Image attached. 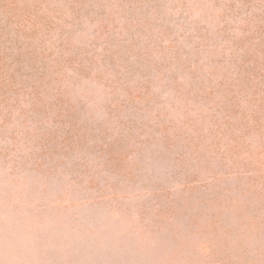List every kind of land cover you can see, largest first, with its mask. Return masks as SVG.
Segmentation results:
<instances>
[{"label":"rangeland","instance_id":"374dc122","mask_svg":"<svg viewBox=\"0 0 264 264\" xmlns=\"http://www.w3.org/2000/svg\"><path fill=\"white\" fill-rule=\"evenodd\" d=\"M0 264H264V0H0Z\"/></svg>","mask_w":264,"mask_h":264}]
</instances>
